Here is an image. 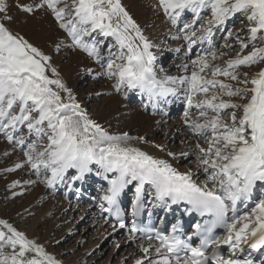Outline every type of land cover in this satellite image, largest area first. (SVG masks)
<instances>
[{"label": "snow or ice", "instance_id": "obj_1", "mask_svg": "<svg viewBox=\"0 0 264 264\" xmlns=\"http://www.w3.org/2000/svg\"><path fill=\"white\" fill-rule=\"evenodd\" d=\"M151 6L164 17L167 37L179 42L168 49L180 61L176 75L159 62L164 45L145 34L122 0H0V140L11 148L0 156L20 154L0 172L25 171V186L53 191L94 173L107 182L98 207L121 229L120 197L130 188L133 217L147 196L153 207L183 205L184 214L205 218L191 235L179 220L171 231L133 224L132 234H147L135 264H264V0H153ZM14 8L25 18L52 17L63 33L53 49L78 51L90 62L80 61L78 74L141 96L145 110L164 114L179 101L185 148L177 153L145 136L110 133L82 105L50 52L13 27ZM217 33L224 34L222 46ZM178 156H194L195 169L180 170ZM61 257L0 217V264H64Z\"/></svg>", "mask_w": 264, "mask_h": 264}, {"label": "bare ground", "instance_id": "obj_2", "mask_svg": "<svg viewBox=\"0 0 264 264\" xmlns=\"http://www.w3.org/2000/svg\"><path fill=\"white\" fill-rule=\"evenodd\" d=\"M126 4L129 7L128 11L130 12V14L134 17V19L137 20L138 23L139 22L141 23L140 25L143 29L146 28L144 29L145 34L150 39H152L156 44H161L162 41L167 39V42H170V44L173 45L174 48L178 46L179 42H172L167 37L166 35L167 25L165 24V21L162 19L161 15L156 14V12L154 11V9L152 8L149 2L146 3L145 1L141 5L140 0H129V2L126 1ZM41 17L42 19H44L45 17H47V15L43 13ZM45 20L48 19L45 18ZM219 38L215 39V43H217ZM222 42H223L222 44H224V40H222ZM205 47H207V45H205ZM163 50L164 48L161 51ZM176 55H177L176 53H173V55H169V54L164 55L161 52L159 62L168 71L170 68H174L177 71L176 66L180 63V61L178 59H175ZM80 61H84L85 63H88L82 56L80 57V55L78 54H75V56L72 57V59L69 62L70 67L68 66L69 71L71 73L75 72L76 74L77 66ZM63 72L65 77L70 76L68 72H65L64 70ZM67 78L69 84L72 86V78L70 77ZM80 78H82V76L78 77V79ZM73 88L77 92V89L75 87ZM100 88L102 89V86H100ZM102 91L110 94L104 97L103 102L105 104L99 106L98 112L97 113L93 112L92 116L99 123H101V125L107 128L110 133L120 134L123 132H127L132 137L145 136L149 141H153L155 143H165L167 145L169 143V140H171V142H176L178 137L181 143V149L185 148V144L183 143L185 139V133L181 131L182 121L179 119H173L170 124H167L165 130L160 132L159 139L155 140L153 138V135L159 132L161 125L166 123L165 120L169 119L168 118L169 111L164 109V114L165 115L166 113L168 114L167 116H163L164 114L153 112V110L150 107L147 110H145L142 105L132 104L133 102L131 101L129 96L132 93H128L127 96L128 99L124 98L128 103L130 102V105H127L126 102H123L122 100L118 99L115 95H113L112 90L107 86L103 88ZM77 94L80 101L83 103V98L79 95L78 92ZM176 103L179 104L180 102L179 101L174 102V104ZM172 110L170 111V114H172L171 112L174 111ZM124 120L126 121L125 122L126 127H124L123 131L122 130L119 131L118 126ZM157 121H160V123L158 124ZM140 129H142V132H140ZM132 143L135 144L136 141H132ZM140 147H142L143 149L149 152H155L158 155H164L163 153L156 152V150L153 149L151 145H140ZM168 147L171 150H173L171 146ZM2 148L4 150L8 149L3 145ZM176 152L179 153L178 150ZM182 160L184 159L178 156L177 160L174 162V164L180 170L183 171L189 168H192L193 170L195 169V166L191 164L181 166L180 162ZM28 176L29 175L27 173L26 174L27 179ZM86 178L87 181L90 179H95L98 180L99 182L104 181L100 177L96 176L94 173L88 175ZM61 186L62 185H57L55 191L56 190L58 191V188H60ZM30 190H34V192L30 193L27 203H32V200L35 199L33 202L34 208L41 207L47 211H50L49 217H51L52 223L41 236H39L33 229H28L26 230V232L29 234V236H35L41 242H48L50 246V250L54 249L57 253L63 254L62 249L60 251L58 250V248L55 249L56 245L52 243V241L59 239L62 242L67 238V236H74V235H75V241L82 240L85 232L88 231L90 228L96 226V231L98 234L97 237L93 241H89L86 244V246L83 245L76 248V245L75 246L72 245L67 250V252H70L69 257L63 258V255L61 257L64 260V264H90L87 258L90 256L91 262L94 261L93 259L98 258L99 253L102 252V251L100 252V250L103 248V246L114 240L116 245L117 244L120 245L121 254L119 259L112 264H124L125 258H127V264H135V259L138 258V256L140 255L139 253L140 243L143 242L147 244V242L139 239H135V242L130 241L129 237H125L123 233H121L120 237H117V239H115L117 234L120 233V230L113 229L111 225L108 222H106L103 212H101L100 208L98 207V204L100 203L99 197L104 194V190L101 191L99 194L94 195V198L97 199L96 204L91 203L92 199L89 200L90 202L88 201L78 202L74 197L71 198L66 197L64 200H58L52 196L54 191L52 189L46 188L44 185L40 187L37 184L32 185L31 188H28L26 191H30ZM57 191L55 192V194L57 193ZM47 201L48 203H46ZM52 212H55L54 213L55 215L52 214ZM72 219H74V221L71 224V226H69L68 222H70ZM57 227H59L62 230L61 233L50 239L52 230L56 229ZM22 230L24 229L22 228Z\"/></svg>", "mask_w": 264, "mask_h": 264}, {"label": "rangeland", "instance_id": "obj_3", "mask_svg": "<svg viewBox=\"0 0 264 264\" xmlns=\"http://www.w3.org/2000/svg\"><path fill=\"white\" fill-rule=\"evenodd\" d=\"M126 1L129 2V0H122V3L126 6L127 10H129V7L126 4ZM145 1H146V3L149 2L150 5H152V3H153V0H140L141 5ZM13 11H14L13 15L16 17V21H15L13 27L15 29H17L18 31H20L23 35H25L26 38H28L29 40H31L34 43H39L41 46L45 47V49L47 51L50 52V54L54 58V62L62 69V71L64 70L65 72H68L70 74V76H67V77L72 78V86L77 89V92L83 98V103L81 102L82 105L85 104L84 107H86L87 110L91 114H93V112L97 113L99 106H102V104H105L103 102V99L107 95H102L100 97H97L95 95V93H97V92L105 93L104 91H102V89L105 88L106 86L111 89L110 82H108L104 79H99V80L93 81L91 78L85 77L82 74H78L77 72L75 74V72L71 73L69 71V67H70L69 62L72 59V57L75 56V54L80 55V57L82 56L86 61H87V59L84 57V54H82L78 51L62 49L60 52H56L53 49L52 42L54 40H56L58 36L63 37V33L58 29L55 21L52 19L51 16H47L48 18L45 17L46 19H48V20H45V18L42 19V17H41V15L43 13H38L37 14V16L39 18V20H38L37 16H36V18L32 17V16H28L27 18H25V15L21 12H18L15 8L13 9ZM162 19L165 21L163 16H162ZM40 21H42V22H40ZM236 21H238V22H236L234 24L235 28L236 29L241 28L243 25L240 23V21L238 19ZM139 24H141V23L139 22ZM148 24H151V23H148ZM165 24L167 25L166 21H165ZM144 29H146V28H144ZM220 35L221 34L218 35L220 38L216 43L217 45H221L223 43L222 42L223 39L221 37L224 34L222 36H220ZM161 45H164V47H163L164 50L161 51L162 54L173 55L174 52H171L168 49L169 48L174 49V47H173V45L170 44V42H167V39L162 41ZM232 55H235V53H232ZM87 62L90 63L89 61H87ZM252 70L254 71L255 69H252ZM169 71L171 72V74H174V75L177 74V71L174 68H170ZM79 76H82V78L78 79ZM98 85L102 86V89ZM113 95H115L118 99L122 100L123 102H126L127 105H130V102L128 103L123 98L124 97L123 93L113 92ZM135 98H132V101H133L132 104L140 105V103L135 102L136 101ZM180 112H182V110L179 111L178 113H176L175 115L174 114L168 115L169 119H166L165 120L166 123L161 125L159 132L157 134L153 135V138L155 140L159 139L160 132L164 131L167 124H170L173 119L181 120L182 113L180 114ZM115 118H116V116H115ZM125 122L126 121L124 120V121H122L121 124H119V126H118L119 131L124 130V127H126ZM138 131H139V129H138ZM140 132H142V129H140ZM2 145L8 149L4 150L2 148ZM168 146H171L174 151H177V150L180 151L181 150V143H180L178 137H177L176 142H171V140H169ZM5 151L11 152V148L7 144V142L0 140V153H3ZM19 155H20L19 153H16V154L11 155L9 157L0 156V169L5 168V167H13L14 162L18 159ZM183 159L184 160H182L180 162L181 166H184L187 164H191V165L195 166V164H194L195 157L194 156L191 158V160L185 159V158H183ZM25 173L27 174V172L22 171V170H17V171L12 172V173L0 172V215L2 218L9 219L18 228H20V229L23 228L25 231L28 229H33V230H35V232L39 236H41L49 228L50 224L52 223L51 217H49L50 211H47L41 207L40 208L39 207L34 208L33 202L35 199L32 200V203H27L30 193L34 192V190H30V191L24 190L25 187H27V189H28V188H31V186H32V185L25 186L23 184V180L27 179ZM28 175H29V173H28ZM33 179H34V177H33ZM13 181H19L20 186L13 189L11 187V184ZM37 185L39 187L43 186V184H37ZM13 191H16V192L23 191V195L13 196L12 195ZM56 191H54L52 196L58 200H64L65 198H62L59 195L55 194ZM46 203H48V201ZM25 209H27V211H25ZM54 213L55 212H52V214H54ZM73 221H74V219H72L70 222H68L69 223L68 225L71 226ZM61 231L62 230L59 227H57L56 229H53L52 234L50 236V239L55 237L56 235H59L61 233ZM121 233H122V231L117 234L115 239H117V237H120ZM97 235L98 234L96 231V226H94L85 232L82 240H76L75 241V235L74 236H67V238L64 241H62L60 245H58V246L56 245L55 249L58 248L59 251L62 249L63 250L62 251L63 252V254H62L63 258H67L70 255V252H67V250L72 245L73 246L76 245V248L83 246V245L86 246V244L89 241H93L97 237ZM100 252L101 253H99L98 258H96V259L94 258L93 259L94 261H92V262L90 259L91 257L89 256L87 258L88 262L90 264H112L119 259L120 254H121V247L117 248L115 240H114V241L109 242L105 246H103V248L100 250Z\"/></svg>", "mask_w": 264, "mask_h": 264}]
</instances>
